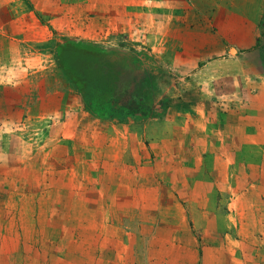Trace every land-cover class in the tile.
Here are the masks:
<instances>
[{"label":"rangeland","instance_id":"374dc122","mask_svg":"<svg viewBox=\"0 0 264 264\" xmlns=\"http://www.w3.org/2000/svg\"><path fill=\"white\" fill-rule=\"evenodd\" d=\"M228 3L0 0V264H264V7L243 48Z\"/></svg>","mask_w":264,"mask_h":264},{"label":"crops","instance_id":"0c3cea01","mask_svg":"<svg viewBox=\"0 0 264 264\" xmlns=\"http://www.w3.org/2000/svg\"><path fill=\"white\" fill-rule=\"evenodd\" d=\"M218 5H220V4H218ZM228 7L231 10L237 9V11L234 13H230V15H228L229 18L226 21H225V19L222 21L221 26L218 27L219 28L218 31H220L219 34L229 42H236L237 44L242 45L241 47H243V48L251 47L254 44V40H255L256 26L258 25V23L262 17L264 0H229ZM225 23L228 24V26L230 28V29L227 28V30H228L227 32H224V30L222 29V26H224ZM218 49H220V48L218 47ZM219 61H221V60H219ZM225 61H229V60H225ZM211 63L212 62H209V63L202 65V67H201L202 69L198 70V73L201 71H204V69L207 68L209 65H211ZM225 74L229 75L230 73L228 71H225ZM247 76H248L247 77L248 81H252L254 79L249 75H247ZM129 126L131 127L130 124H121V126H116V127H114V129L117 130V132H118V130H121V129H124L127 132ZM170 131L173 134L175 132L179 133V131L182 132L183 131V125L182 124H176V125L173 124L170 127ZM121 137L124 138L123 141H124V143H126L124 145V151L126 152V151H128L127 140L130 136H126V135L122 134ZM142 153H144V152L142 151ZM250 193L255 195V189L254 188L248 189L247 192L242 193V196L244 195L245 196L244 198H246V197L250 196ZM240 196H241V194L238 195V197L236 199L237 201H239ZM154 200H157V198ZM101 201H104L103 196H101ZM197 205L198 204L194 203V204H192L193 207L192 206L190 207V211L192 212V216H193V211L198 210ZM194 223H195V220H194ZM77 227H80V226L78 225ZM229 229H232L231 226ZM72 230H74V229H72ZM74 232H75V230H74ZM233 233H234L233 229L227 230L225 232L224 239H228L229 236H231V238H232ZM239 238L240 237L238 236V238L234 240L235 248L237 246L238 249L242 250L241 255H245L247 253L246 254V256H247L248 254H251V252L245 251L244 247H246V243L245 242L241 243V239H239ZM75 240H76V237L73 236V240H71V241H75ZM230 241H231V239L229 240V242ZM240 245H242L241 248H240ZM247 248H250L251 251L253 250L252 246L251 247L247 246ZM75 254L78 255V253H75Z\"/></svg>","mask_w":264,"mask_h":264},{"label":"trees","instance_id":"16d2710c","mask_svg":"<svg viewBox=\"0 0 264 264\" xmlns=\"http://www.w3.org/2000/svg\"><path fill=\"white\" fill-rule=\"evenodd\" d=\"M112 64L110 62H108L107 65L105 66V68H103L104 65H101V64H99V62H95V60H94L92 63H90L88 65L87 71H86V79L89 80L90 84L92 81V83L96 84L97 87H95L94 94L90 95L92 97H89L87 95L85 96L87 101L97 102L99 100H103V98L97 99L98 98L97 94H100L101 88H107L108 92L113 90V88L116 84V81L118 80V75H117V73L115 74L113 72ZM65 68L66 67L64 66L63 69L65 71H67V69H65ZM104 69H107V72H104ZM107 100H108L107 101L108 106H110V107H112V105L114 106V103H113L114 101L112 98L107 99Z\"/></svg>","mask_w":264,"mask_h":264}]
</instances>
